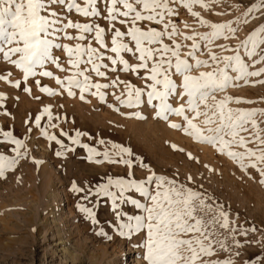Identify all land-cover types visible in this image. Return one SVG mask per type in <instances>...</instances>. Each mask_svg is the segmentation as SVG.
<instances>
[{
  "label": "rangeland",
  "instance_id": "1",
  "mask_svg": "<svg viewBox=\"0 0 264 264\" xmlns=\"http://www.w3.org/2000/svg\"><path fill=\"white\" fill-rule=\"evenodd\" d=\"M75 2L81 7L85 6V0ZM130 2L138 11H143L135 0ZM257 2L203 0L204 6L196 3L189 11L182 0H169L173 15L165 14L163 22L144 20L133 23L135 13H130L128 17L114 13L116 18L109 19L111 0H96L98 15L95 16H84L74 8L69 11L66 0L64 5H50L49 11L57 14L50 19L58 20L49 29L48 38L53 44L52 59L42 67H37L35 75L25 80L22 69L5 60L0 53V77L7 78L0 79V95L4 97L0 99V133L10 131L24 144L19 149L21 155L17 157L13 151L16 146L6 142L0 134V154L18 160L12 169L0 176V264H147L143 259L146 252L143 247L146 230L120 236L117 225L121 220L116 216L117 212L123 213L121 219L127 222L129 216H143L146 213L120 200L117 201L119 207L114 211L111 198L96 193L109 179L146 181L153 173L166 180H174L177 186L184 185L201 193L205 203L213 208L212 212L205 210L197 213L206 222L218 215L216 209L219 206L228 214L227 229L220 227L219 223L209 225L214 254L202 255L197 264H217L227 260H231L232 264H264V183L261 182L264 176L258 170L264 168V164H257L256 168H242L237 160L218 151V146L198 142L185 134L183 129L186 121L183 116L168 113L167 119L158 117L159 101L153 100L149 104L147 93L153 83L148 78L151 75L150 69L154 61L159 59V54H156L154 60L147 61V68L133 71L132 68L141 61L135 42L128 35L132 27L144 31L155 29L165 33L161 38L163 45L171 49L179 46L181 59L193 65L196 59L208 62L207 67H194L190 75L198 76L200 72L223 67L221 58L234 55L236 49H239V54L249 64V70L257 71L264 68V63L253 64L242 46V41L264 24V13L245 16L247 9ZM116 8L120 12L126 11L121 4H117ZM193 12L199 15L194 16ZM42 14L48 15V12ZM245 19L247 23H244ZM202 20L207 23H201ZM69 22L87 24L92 30L82 32L74 27H65ZM213 24H231L237 31L234 34L225 32L227 39L222 35L208 43L201 36L210 34ZM165 25L168 27L165 28ZM173 25L176 31L170 38L167 33L173 31ZM97 26L103 29V46L96 39ZM117 29L124 33L123 37L118 38L119 42L132 49L120 53L130 66L126 71L111 51ZM80 36L84 38L80 39ZM194 43L198 48H193ZM162 44H145V47L156 49ZM77 45L84 49L90 46L97 50V54H102L103 59L96 62L101 64L99 70L105 73L103 77L98 76L92 64L80 63L79 71L90 77V83L106 85L99 90L91 88L85 91L83 99L79 88L72 87L74 95H69L67 91L68 78L75 76L77 68L69 63L65 46L75 49ZM193 52L194 57L189 55ZM213 54L218 58L217 61L211 60ZM109 57L116 59L117 63L113 64ZM18 58L19 54L11 56V60ZM75 58L72 57L73 60ZM166 58L172 60L173 68L168 74L177 85L168 103L173 108L183 104L185 115L192 118L194 114L187 110V96L181 98L183 78L175 72L176 58L172 57L171 52L166 54ZM80 59L86 61L88 57L85 54ZM45 71L52 75H40ZM229 75L235 76L236 73L229 69ZM57 78L63 84L57 83ZM76 78L82 80L83 76ZM261 80H264V74L249 77L247 83L241 80L236 82L238 86L217 90L214 93L215 100L210 97L207 101L209 108L226 96L252 101L235 103L233 100L228 106L233 109L257 110L255 119L264 130V117L259 114V110H264V83H259ZM17 81L20 87H15ZM129 85L133 89V98L134 89L142 90L139 105L128 107L122 103L128 99ZM45 87L53 94L42 91ZM97 91L103 93V100L93 94ZM45 108L50 110L51 120L44 112ZM200 110L203 112L209 109L201 105ZM135 113H139L143 119L137 118ZM37 116H41L39 126L36 124ZM204 119V116H200L194 123L206 129ZM53 124L56 127H52ZM172 124L181 127L173 128ZM42 130L55 135L61 144L49 140L42 134ZM77 133H80L79 144L72 141ZM250 134L251 128L249 133H242L246 137ZM261 135L264 136V131ZM248 147L255 150L257 145L253 143ZM89 148L99 155L89 153ZM120 148L129 149L131 156L121 153ZM231 150L244 151L236 146ZM57 152L63 155L58 156ZM105 153L113 160H120L121 157L131 159V168L122 162L109 163L104 158ZM90 155L92 159H89ZM249 163L248 159L244 160L245 165ZM74 184L80 191L73 190ZM147 187L154 192L155 182ZM109 190L119 195V189L114 185ZM124 195L142 204H150L135 190ZM81 206L95 212V224L86 213L80 211ZM101 229L112 239L98 235ZM184 238H191V234ZM204 243L208 244L209 241ZM184 255L190 253L185 251Z\"/></svg>",
  "mask_w": 264,
  "mask_h": 264
},
{
  "label": "snow or ice",
  "instance_id": "2",
  "mask_svg": "<svg viewBox=\"0 0 264 264\" xmlns=\"http://www.w3.org/2000/svg\"><path fill=\"white\" fill-rule=\"evenodd\" d=\"M136 4L142 6L143 11H138L130 0H111V7L108 8L109 19L114 20L116 16L114 13H119L124 17H128L130 13H135L133 17V23L135 21H155L157 23L163 22L165 14L173 15L172 9L169 7V0H135ZM66 0H0V53H2L5 60H9L17 68L22 69L25 80L29 76L36 74L35 69L42 67L46 61L52 59L51 49L53 47L52 41L48 38L49 29L54 24L58 23L56 19H50V17H56L57 14L54 11H49L51 4L64 5ZM184 6L191 11V6L196 3L203 5V0H182ZM117 4H121L126 11L120 12L116 8ZM67 9L71 11L73 8L77 13L84 16L98 15L96 10V0H85V6L81 7L75 2V0H67ZM42 12H48V15H43ZM144 13H147L146 15ZM253 13H264V0H258L247 9L245 16ZM192 15H199L193 12ZM126 21H121L125 23ZM247 19L244 23H247ZM201 23H207L201 21ZM65 27H74L80 29L82 32L91 31V26L84 24H73L69 22ZM168 25H165L167 28ZM213 31L210 34H203L201 38L208 43H211L214 39L223 35V38L227 39L228 36L224 35L225 32L234 34L237 30L231 26V24H213L211 25ZM173 31L167 33L171 38L175 34V25L172 26ZM103 29L97 26L96 39L103 46L104 41L102 39ZM128 35L135 42V49L139 53L140 64L132 68L135 71L137 68H147V61L154 60L156 54H159V59L155 60L150 69L151 75L148 77L153 82L149 87L151 90L147 93L149 104H152L153 100H158V111L156 115L163 119H167L168 113H174L178 116H183L186 121V127L184 132L195 138L198 142H207L211 145L218 146V151L226 153L230 158L237 160L242 168L253 167L256 168L257 164H264V136L261 132L264 131L260 128L255 117L257 116V110H243L233 109L228 105L235 100V103H252V101H243L240 98H233L226 96L223 100L215 102V104L209 108L207 103L211 97L215 100L214 93L217 90L223 91L229 86H238L237 81L243 80L248 82L249 77H256L264 74V68H260L257 71H250L249 64L239 54V49L235 50V54L231 56H224L221 58L224 66L217 67L213 71L200 72L198 76L190 75L192 69L199 68L201 66H208V62L200 59L195 60V65L190 64L187 60L181 59L179 55V46L176 49L169 48L168 45H163L161 38L165 35L163 32H158L155 29H149L147 31L141 30L139 27H132ZM124 33L120 30L115 31V35L112 39L113 47L111 51L119 58V62L124 65V70L129 69L128 61L124 60L120 56L122 51H132L127 44L119 42L118 38L123 37ZM83 39V36L79 37ZM193 39V37H188ZM145 44H162L160 48L153 49L151 47H145ZM14 45V46H13ZM242 46L245 49V55L253 60V64L264 63V24L260 25L256 30L251 32L246 40L242 41ZM60 47V45H55ZM193 48H198L197 44H193ZM65 50L69 56V63L77 68L75 76L68 78L67 91L69 95H74L71 91L72 87L79 88L81 91V99H83V93L91 88L106 87V85L92 84L90 83V77L85 75L83 71H79L80 63L92 64L93 70L98 76L103 77L104 72L99 69L101 64L96 61L102 60V54H97V50L88 47L84 49L82 46L77 45L75 49L65 46ZM171 52L172 57H175V72L182 76V89L181 98L187 96V110L194 115L189 118L185 115V106L182 104L179 107L173 108L168 103L170 95L174 94L177 89V85L171 79L168 74L173 68V63L170 58H166V54ZM13 54H19V58L11 60ZM87 55L88 59L82 61L80 58L82 55ZM191 56H195V53H189ZM75 56V60L72 57ZM212 61H217V57L213 54ZM109 59H112L109 57ZM55 62V61H53ZM112 63H117L116 59H112ZM229 69L235 72V76L229 75ZM114 70V69H113ZM42 76H51L50 72H41ZM76 76H83V79H77ZM0 79H7L6 77H0ZM57 83L63 84V81L57 78ZM264 83V80L259 81ZM158 86H162L158 87ZM15 87H20V82L17 81ZM25 91H29L25 89ZM42 91L48 94H53L49 88H42ZM99 95L100 99H104L103 93L97 91L93 93ZM142 90L139 88L133 89L132 86H128V99L122 101L126 106L132 107L140 104V97ZM4 97L0 95V99ZM201 105H204L207 111L201 112ZM44 112L48 114L49 120L52 119L50 110L44 109ZM211 112V114H209ZM259 114L264 117V110H259ZM134 115L137 118L143 119L139 113ZM204 116L203 124L206 125V129H202L194 120ZM41 116L36 117V124L39 126ZM215 125V127H211ZM56 127V125H51ZM251 128V134L249 136L242 135V133H249ZM171 127L179 128L180 125L172 124ZM207 132V134H205ZM3 135L6 142L14 144L16 147L13 151L16 152L17 157L21 155L19 149L24 146L23 141L16 139L10 131H4L0 133ZM42 134L49 140H54L56 143L61 144V141L57 140L55 135H49L46 130H42ZM64 135H67L64 133ZM80 133H77L76 137L72 138L73 143L79 144L78 139ZM255 143L257 148L248 147L249 144ZM233 146L243 148L244 151L238 152L231 150ZM63 147V145H62ZM83 147H88L83 145ZM71 151V149H69ZM89 153L93 155H99L94 149L89 148ZM120 152L131 156V152L127 148H120ZM56 155H63L62 152H57ZM105 160L109 163L122 162L129 168L132 166L131 159H125L123 157L120 160H113L108 153L104 154ZM92 159V156H89ZM248 159L250 163L244 164V160ZM100 163L101 161H96ZM18 163L17 158H9L6 155L0 154V176H3L6 170L12 169ZM260 174L264 176V168L258 169ZM191 179V177H189ZM155 182V191H150L147 185ZM264 183V181H261ZM115 186L119 189V195L116 192L110 191V186ZM73 190L80 191L73 185ZM135 190L141 197L150 201V204H142L137 199H129L125 197L126 192ZM96 195H103L110 197L112 200V209L115 211L119 205L118 200L124 203H130L138 209H143L146 215H134L129 216L127 222H124L121 218L124 215L121 212H117L116 216L121 222L117 225L118 234L120 236H130L133 233H139L142 230H146V239L143 247L146 252L143 259L147 264H197L202 255L211 256L214 254L211 247V235L209 231V225L220 224V227L227 229L229 227L228 214L222 210V206L216 209L218 215H214L211 220L205 221L202 216H198L197 213L201 211L212 212V205L206 204L202 194L193 191L190 188H186L184 185L177 186L174 180H166L165 177L156 176L154 173L147 177L146 181H137L135 179H109L107 184L101 185ZM80 211L87 214L92 223H96V214L91 208L80 207ZM254 230V229H253ZM191 238H184L189 236ZM101 236H107V233L103 229L98 233ZM109 240L111 236H107ZM204 241H209L205 244ZM240 246V245H238ZM187 251L190 255L185 256L184 252ZM217 264H232L231 260L217 262Z\"/></svg>",
  "mask_w": 264,
  "mask_h": 264
}]
</instances>
